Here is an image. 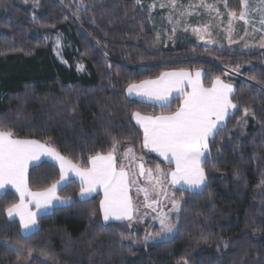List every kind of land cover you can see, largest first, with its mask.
Instances as JSON below:
<instances>
[{"label": "trees", "instance_id": "16d2710c", "mask_svg": "<svg viewBox=\"0 0 264 264\" xmlns=\"http://www.w3.org/2000/svg\"><path fill=\"white\" fill-rule=\"evenodd\" d=\"M227 6L240 13V0ZM149 18L136 0H0V130L14 138L42 143L81 167L118 141V168L131 148L150 166L172 169L144 150L132 115H171L180 100L156 107L129 99L126 89L170 70L202 71L205 88L217 78L234 86L236 105L209 141L203 190L175 192L182 207L172 240L145 244V231L104 223L100 198L80 201L81 187L70 181L58 196L71 205L38 217L28 236L6 217L18 197L0 195V264H264V50L186 45L172 55L156 49ZM57 34L69 44V67L47 46ZM229 68L244 74L232 82ZM59 179L58 168L42 162L29 169L28 188L43 191Z\"/></svg>", "mask_w": 264, "mask_h": 264}, {"label": "snow or ice", "instance_id": "6c2138e0", "mask_svg": "<svg viewBox=\"0 0 264 264\" xmlns=\"http://www.w3.org/2000/svg\"><path fill=\"white\" fill-rule=\"evenodd\" d=\"M139 2L140 0H137V3ZM241 4L243 10L239 19L244 20L248 12L247 0H241ZM230 15L235 17L234 13ZM200 77V72H196L195 77L183 71L162 73L156 80L132 84L128 88L129 94L135 92L138 96L146 95L164 104H169V97L173 92L179 94L181 103L171 115L133 114V119L143 131V147L158 154L169 164L175 165L174 170L168 172L162 170L159 165L154 171L146 169L142 158L138 165V173L135 167L126 169L121 164L118 168L115 155L118 151V141L113 143L107 154L97 153L89 158L88 167H81L42 143L17 139L14 138L12 131L0 130V190L11 185L20 195V203L7 208V215L19 216L21 227L29 230L36 224L37 214L28 210V205L24 202L25 197L38 210L47 208L53 200L60 199L56 195L60 182L43 191L32 192L28 189L29 163L41 155H49L59 162L60 181L69 179L66 175L68 173H74L79 178L82 197L94 192L97 188L103 190L100 211L106 222L134 219L136 209L129 192L130 187L136 185L139 178H144L150 186H141L136 189L138 193H143L144 206L149 208L159 203L158 200L149 202L151 191H155L157 196L161 191L167 195L163 189V179L168 176L171 177L170 182L173 186L183 183L189 188H199L205 181L202 158L208 152L209 141L223 126L229 110L236 108L231 99L234 91L232 85L217 78L210 88H204L200 83ZM185 81L190 91L186 90ZM129 157H132L134 162L135 156L131 148L126 149L124 159L128 160ZM172 206L174 209L178 208L179 201L173 200ZM155 210L153 208V211ZM166 219L167 217H162L160 221L162 232L171 233L173 226L166 224ZM144 239L147 241L149 236H145ZM29 255H31L30 252Z\"/></svg>", "mask_w": 264, "mask_h": 264}, {"label": "rangeland", "instance_id": "374dc122", "mask_svg": "<svg viewBox=\"0 0 264 264\" xmlns=\"http://www.w3.org/2000/svg\"><path fill=\"white\" fill-rule=\"evenodd\" d=\"M247 4V15L244 20H241L239 19L243 10L241 0L240 13L231 12L227 6V0H174V3L173 0H140L138 3L139 7L150 15L149 24L155 35L156 49L164 50L172 55L186 45L226 48L230 51L245 53L264 50V0H247ZM231 13H234L235 17L231 16ZM46 43L47 46L50 45L54 58L65 67H69L64 58L69 51V44L64 36L61 34L51 36ZM175 61L162 63L179 62ZM80 62L75 58L73 64L76 65L79 74H84L86 67ZM227 73L226 78L232 82L235 78L241 77L242 73L244 74L242 68H229ZM245 118L249 119L247 116ZM134 156V162L132 157L125 160L123 156L119 165L123 164L126 169L135 167L138 173L141 158L135 154ZM142 160L146 169L155 170L156 166H150L145 158ZM160 168L165 172L172 170L165 166ZM130 178L136 179L137 177ZM170 181V176L163 179V189L167 195L161 191L157 196L155 191H151L149 202L159 201L153 204L155 211L153 208L144 206V195L136 190L137 187L149 186L144 178H139L138 183L130 187L136 210L134 219L127 221L126 224L129 225L131 232L135 233L137 230L146 232L145 236H149V239L147 241L143 239L145 244L170 241L178 232L182 202L178 200L175 192L183 189L176 185L173 186ZM173 200L179 201V207L176 209L172 206ZM162 217H167L166 224L173 226L171 233L162 232L160 222ZM23 264H29V261Z\"/></svg>", "mask_w": 264, "mask_h": 264}, {"label": "crops", "instance_id": "0c3cea01", "mask_svg": "<svg viewBox=\"0 0 264 264\" xmlns=\"http://www.w3.org/2000/svg\"><path fill=\"white\" fill-rule=\"evenodd\" d=\"M181 71H183V70H170V71H166V72H163V73H172V72H181ZM183 72H188V73L192 74L193 77H195V73H196V72H200V73H201L200 83H201L202 86L204 87V85H203L204 73H203L202 71H194V72L183 71ZM159 77H160V76H158V77L155 78V79H151V80H156V79H158ZM151 80H146V81H151ZM221 81H222V80H221ZM223 82H224V81H223ZM225 83H226V82H225ZM138 84H140V83H138ZM211 86H212V84H211ZM211 86H210V87H211ZM210 87H209V88H210ZM232 87H233V86H232ZM128 88H129V87H128ZM128 88L126 89V96H127L129 99H132V100H135V101H138V102H141V103H145V104H148V105L156 106V107H168L169 104L171 105V103H172L173 100H175V99H179V98H178L179 94L176 93V92H173V93L171 94V96L169 97V104H164V103H162L161 101H158V100H156L155 98H151V97L146 96V95H139V96H138L135 92L129 94V92H128ZM185 88H186L187 91H190V90H191L190 88L187 87V81H185ZM204 88H205V87H204ZM233 89H234V88H233ZM234 92H235V89H234V91H233V93H232L231 99H232V97H233V95H234ZM179 100H180V99H179ZM180 103H181V100H180ZM233 110H234V109H230V110H229V113H228V115L226 116L225 122H224V124H223V126H222L221 128H223V127L225 126V124H226V122H227V119H228V118L234 113ZM142 116H144V115H142ZM161 116H162V115H161ZM132 121H133V123L137 126V128L140 129V131L142 132V136H143V131H142V129L140 128V126L136 123V121L133 119V115H132ZM221 128H220V129H221ZM144 150L147 151L148 153H150V155L154 156L155 158H157V159H159V160H161V161H163V162L169 164V163L166 162L162 157L158 156V154H156V153L150 151V149L144 148ZM208 152H209V149H208ZM208 152L206 153L205 157L202 158V159H203V164H204L205 159H206V157H207V155H208ZM42 162H48V163H50V164L56 166V167L58 168L59 172H60L59 162H58L56 159H54L53 157L49 156V155H41L38 159L30 161V163H29V167H28V171H29L30 168H32V167H34V166H36V165H38V164H40V163H42ZM170 165H172V170H174L175 165H174V164H170ZM28 171H27V179H28ZM66 175L69 176V179H67L66 181H60V179H59V181H58V182H60V184H59V186H58V188H57V191H56V195H57V196H58V192H59L64 186H66L70 181H74V182H76V183H78V184L80 185L79 178L76 177V176L74 175V173H68V174H66ZM179 185H180V186H179ZM176 186H178L179 188H181V189H183V190L189 191V192L198 193V192H200V191L203 189V187H204V183H203L199 188H189L187 185H185V184H183V183H181V184H177ZM80 187H81V185H80ZM28 189H29V188H28ZM8 190L12 191V192L18 197V199H19V203H20V195H19L18 192H16L15 188L12 187L11 185H8V186L6 187V189H4V190H0V195L4 194V193H5L6 191H8ZM80 191H81V189H80ZM129 195H130V197H131V199H132L131 188H130ZM96 196H98V197L100 198V201L103 199V190H102L101 188H97L94 192H92V193H90V194H88V195H85V196H83V197L80 195V192H79V194H78V199H79L80 201H87V200H90V199H92V198H94V197H96ZM58 197H59V196H58ZM59 198H60V197H59ZM24 202L28 205V210H30V211H32V212H34V213L37 214V215H36V224H35L34 227H32V228L29 229V230H24V229L21 227L19 216L14 215L13 217H9V216L7 215V212H6V217H7V219H8L9 221H17V222L20 224L22 235H23V236H28V235H30V234H32V233H34L35 231L38 230V224H37V218H38V217L43 216V215L50 214V213L53 211V209H55V208H59V207H68V206H70L71 203H72V199H64V198H60L59 200H53L52 204H51L49 207H47V208H43V209H40V210H38V209L35 207L34 204L29 203L27 197H25V201H24ZM132 202H133V201H132ZM101 215H102V220H103L104 223H111V222H113V223L127 222V220H124V221L109 220V221L106 222V221L103 219V214H102V212H101Z\"/></svg>", "mask_w": 264, "mask_h": 264}]
</instances>
